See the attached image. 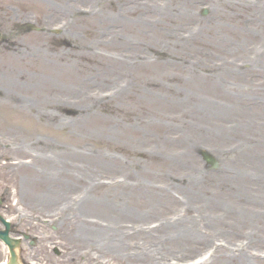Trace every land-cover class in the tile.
<instances>
[{
	"label": "rangeland",
	"instance_id": "rangeland-1",
	"mask_svg": "<svg viewBox=\"0 0 264 264\" xmlns=\"http://www.w3.org/2000/svg\"><path fill=\"white\" fill-rule=\"evenodd\" d=\"M0 30L23 264H264V0H0Z\"/></svg>",
	"mask_w": 264,
	"mask_h": 264
},
{
	"label": "water",
	"instance_id": "water-1",
	"mask_svg": "<svg viewBox=\"0 0 264 264\" xmlns=\"http://www.w3.org/2000/svg\"><path fill=\"white\" fill-rule=\"evenodd\" d=\"M205 157L209 158L211 160V157L207 154H205ZM6 225V229L4 231L0 232L1 237L3 238L4 241H6V243L10 246V248L12 249V257H11V262L10 264H14L15 263V253L13 251V246H15L17 244L16 241H14L12 238H10L9 236H7V228H8V224L7 222H5Z\"/></svg>",
	"mask_w": 264,
	"mask_h": 264
},
{
	"label": "bare ground",
	"instance_id": "bare-ground-1",
	"mask_svg": "<svg viewBox=\"0 0 264 264\" xmlns=\"http://www.w3.org/2000/svg\"><path fill=\"white\" fill-rule=\"evenodd\" d=\"M12 95H13V96H16L15 93H12ZM30 106L33 107L32 104H30ZM19 152H20V153H24L25 150H24V149H21V150H19ZM232 212L234 213V211H232ZM234 216H235V213H234ZM236 216H237V215H236ZM237 217H239V216H237ZM206 219H207V218H206ZM207 221L211 223V220L207 219ZM241 221H242V220H241ZM194 227L196 228L195 225H194ZM190 228H191V227H190ZM190 228H187V229H190ZM195 228H194V229H195ZM195 232L198 233L200 236L204 237V234L197 232L196 229H195ZM213 253H214V254H217L218 256H226V257H230V256L233 255V254H232L231 252H229V251H214ZM202 263H203V262H202ZM202 263H199V264H202Z\"/></svg>",
	"mask_w": 264,
	"mask_h": 264
}]
</instances>
